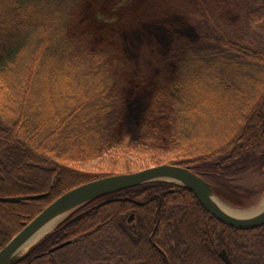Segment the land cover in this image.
<instances>
[{
	"label": "trees",
	"instance_id": "trees-1",
	"mask_svg": "<svg viewBox=\"0 0 264 264\" xmlns=\"http://www.w3.org/2000/svg\"><path fill=\"white\" fill-rule=\"evenodd\" d=\"M238 1L242 0H193V5L192 0H150L148 6L156 10L151 14L148 8L145 13L147 23L152 24L148 30L152 33L150 36L161 32L157 21L163 23L171 18L178 19L182 28L190 26L192 33L184 28L179 40L181 46L172 59L158 62L154 48L144 53L143 58L147 56L148 61L156 62L154 67L158 70L171 66L174 72L146 95L138 87L143 79L136 68L140 61L128 49L116 44L111 27L117 22L123 26L128 15L136 18L146 2L139 3L137 9L127 0H0L1 100L10 116L7 124L13 127L6 135L0 121V197L29 195L35 184L40 192L33 191L45 194L30 202H0V249L65 192L64 187L60 188V181L74 177L72 167L60 166L63 165L61 160H74L59 157L55 145L62 146L69 140L77 144L85 130L92 138L84 139L82 144L89 143L90 156L94 159L119 149V127L126 124L131 134L134 133L132 137L140 150L190 149L194 121L186 123L184 118L194 113L190 111L186 115L182 107L186 98L181 92H186L185 85L190 81L184 74L188 76L191 72L189 77L195 78L190 70L193 63L201 59L213 62L224 49L235 64L217 81V89L222 95L236 97L240 89L234 93L236 87L232 79L243 78L239 73L241 65L236 60L249 61L248 55H253L248 38L241 41L237 36H226L210 42L211 37L202 38L198 33L199 28L211 23L215 13L225 20L230 14L237 13L240 17V13L249 10V5L238 6ZM187 6L188 13L180 10ZM206 6L216 10L207 14ZM136 22V28L145 25L140 19ZM189 39L194 44L205 40L211 45L194 50L195 46L188 44ZM216 43L223 46L216 47ZM227 48H235V51L229 54ZM38 49L41 50L38 62L30 70L28 60L33 59ZM261 98L260 104L251 106L253 110L247 116L252 118L244 122L243 133L229 141L225 153L220 154L222 149L211 154H194L186 156L187 163H171L194 165L195 170L210 177L216 195L241 208L247 207L249 196L246 185H239L240 177L249 173L264 185V88ZM122 101L128 106L123 119L119 108ZM262 104L263 109H260ZM239 117L241 121L246 119L240 113ZM241 121L237 122L238 126ZM41 144L46 147L42 148ZM32 170L36 172L35 179L29 181ZM104 176H92L87 182ZM17 204L23 206L22 212L15 207L8 210ZM129 212L136 214L138 225L126 223ZM4 218L15 227L10 229V224L3 222ZM176 223L186 227L180 228L187 237L194 236L186 245L188 253L178 250L180 233ZM262 230L264 226L250 232L224 226L209 216L189 190L153 182L106 194L85 204L16 264H135L134 260L139 258L147 259V264H225L219 257L222 249L231 264H260L264 251ZM256 232L259 233L253 234ZM251 233L252 236L247 235ZM67 241L71 243L53 253H45ZM117 248L126 250L125 257L115 253Z\"/></svg>",
	"mask_w": 264,
	"mask_h": 264
},
{
	"label": "rangeland",
	"instance_id": "rangeland-1",
	"mask_svg": "<svg viewBox=\"0 0 264 264\" xmlns=\"http://www.w3.org/2000/svg\"><path fill=\"white\" fill-rule=\"evenodd\" d=\"M127 1L132 3L133 6L137 9L139 8V3L141 2H146L147 5L141 7V10L138 11L139 13L136 15V18L134 17L131 18L128 15L126 19H124L123 26L121 24L119 25V22L116 23V26L111 25L113 30L112 34L116 44L122 47V49L125 50L128 49L130 54L136 55V59L140 61L139 63L140 65L138 66L136 64V68L138 71H140L139 74L140 76H142L143 79L141 80V82H139L138 87L139 89H141L140 92H144L146 94L151 90L154 89L156 90L157 89L156 87L159 86V83L163 84V82H165L163 79L167 77L166 75H168V77L170 78L173 76L174 72H172L173 68L171 66L170 67L166 66L167 68L160 67L158 70V68H155L157 66L156 62H154L153 60L148 61L147 56L143 58L144 53L149 49L154 48L155 50H157L156 58L158 62L164 61L165 59H172L175 57V52H177V50L181 46V41L179 40H181L182 38L181 36L183 35L182 33L184 31V28L187 29L186 30L187 32L189 31L192 33V30L190 26L188 27L186 26L184 28L180 27V25H178V19L171 18L170 20L164 21L163 23L157 21L158 24L157 26L160 28L161 32L157 35L150 36L152 33L149 34L148 30L151 28L152 24L150 22L147 23V19H145L146 11L148 10V8L149 9L151 8L150 6H148L150 0H127ZM136 1H138L137 4ZM192 3L194 5L193 0ZM242 3L247 4V7L249 5V10H245L244 13L243 12L240 13V17L237 16V13L234 14V16L230 14L229 17H225L224 20V18H222L221 15H217L219 13H215L216 16L212 17L210 21L211 23L206 25L205 28H199L198 30V33L201 34L202 38L205 36L211 37L210 42H213L214 39L217 38L220 39V37L226 38V36L229 37L231 36L233 38L237 36V38L241 41L242 38L250 39L249 40L250 48H251L250 53L252 52L251 54H253V55H248L250 57L249 58L250 60L245 61L244 58L243 59L241 58L240 60H236V62L241 65L240 66L241 69L240 71L239 70L238 71L243 76L244 79L241 77H236L232 79L233 86L236 87V91L234 93L237 94L238 90L240 89V93L242 95H239L240 93H238V96L234 97L232 94L231 95L233 97L232 99L231 96L229 97L226 96L227 94L222 95L223 92L219 93V90L217 89L218 88L217 81H219L220 78L225 74H228V72L231 70L230 67L232 66V64H235L233 63L234 61L232 62L230 60L229 55L225 53L224 49H223V53H225V55L223 53L220 54L217 53L218 57L215 60L212 59L213 62H209L206 59L205 60L201 59L197 63L196 62L193 63L195 65L190 67V70L193 71L192 75L195 74L196 79L195 78L191 79V77H189L191 72L187 73L188 76L184 74V78L190 81L196 80V82L193 83L192 81L187 82L185 85L186 92L184 90L183 92H181L183 93V96H185L186 98L185 102L182 103V107H184V111H185L184 114L191 113L192 111H193L192 113H194L193 115L187 116L189 118L186 117L184 118L186 123L191 122V119L194 121V127H192V130L190 131V133H192L190 135V140L192 141L190 143L191 145L190 149L187 150V148H185V150L183 151H174L170 147L166 149L162 147L161 151L160 150L150 151L145 149L140 150L137 147V145H135L134 137H132L134 133L131 134L130 126L126 125L125 122L122 121V124L125 125H121L119 127L120 130L119 135L121 137L119 139L121 141L119 142V149L116 151H112L109 154L102 153L101 156L92 159L90 156V149L88 145L89 143L85 145L82 144V141L84 139L85 141L87 140L89 141V139L92 137L91 134H89L84 130L83 132L84 137H82L77 144L73 143V141L70 140L68 142L67 141L63 142L62 143L63 145L59 147L58 145L54 144L55 146H57L56 149L58 151L59 157L61 156V158L64 157L65 159L68 158L69 160L71 159L74 160L73 162L59 160L60 162L63 163V165L60 166L62 167L70 166L74 169V177L70 176L68 177L67 180L60 181L59 183L60 188L64 187L66 189L65 192H63L61 195L80 185L86 184V182L89 181L92 176L106 175L102 177L105 178V177H109L107 175H109L111 172L112 175L110 176H117L122 174L133 175V173L140 172L142 170L152 167H157L161 165H173L174 163H180L182 161H183L182 164L187 163L186 156L189 155H190L189 157H193L194 154L195 155L206 154V153L211 154V153H215L216 151L224 149V151L222 150L223 152L220 153L223 154L228 150L226 148L228 147L229 141L234 139V137L236 139L238 135L243 133L244 130L243 128L245 125L244 122H246L247 119L248 121L251 120L252 117L251 116L248 117L247 115L248 114L250 115V112H252L253 109L251 108V106L253 104L255 105L260 104V100H262L261 93H263V88H264V77L262 76V73L264 74L263 71L264 58L262 59V57H264V0H242V1H238L237 5L240 6V4ZM70 4L73 6H77L73 4L71 1ZM68 6L69 5L67 4L66 7ZM237 8L238 7L236 6L234 11H236ZM188 9L189 8L187 6V8L183 7V9L180 10H182V12L185 11L186 13H188L189 11ZM151 10L153 12V13L150 12L151 14H154V11H156L153 8H151ZM204 10L208 14L210 12L213 13L216 9L214 8L213 10V8H209L208 6H206L204 7ZM207 14H206L207 17L206 19H208ZM137 19H140L145 23L144 26L139 25L141 29L136 28ZM253 19L254 21H256V23L252 21ZM233 21H237V23H234ZM88 24H90V22ZM197 24H198V20H196V25ZM152 32H153V28H152ZM189 37L192 38V36ZM48 41L49 40H47V42ZM188 44H190L191 47L195 46V48L193 47L194 50H197L199 48L202 49L206 46L211 45L209 43H206L205 40L202 41L199 40L198 43L194 44L192 43L191 39H189ZM214 46L222 47L223 45L221 43H216V45ZM231 47L233 46L231 45ZM227 49L230 52L229 54H232V50L235 51V48H227ZM40 51L41 50L38 49L33 54L32 56L33 59L28 60L30 70H33L35 64L38 62ZM167 52H170V54L168 55ZM246 52L249 53V51L247 50ZM196 57L197 56L195 55V58ZM204 57H208V55H205ZM243 65H245L248 68L246 67L243 68L242 67ZM172 79H174V77ZM219 86L221 87L222 85L219 84ZM1 98H2V90L0 89V113H1L0 121H1V125L5 127L4 129V131L6 132L5 134L8 135L13 127H9L7 124L9 123L10 116L6 113L7 107L5 103H3ZM43 98L44 96L41 95V99ZM124 102L125 101H122L119 107L122 119L123 117L125 118V112L127 111L128 108V106ZM263 102L264 99L262 103ZM121 106H123V108H121ZM260 109H263V104L260 107ZM239 113L240 115L246 118L244 121H241V118L239 117ZM198 117L201 119V121L198 119ZM240 121H241L240 126H238L237 122ZM69 135H72V133L70 132ZM69 135H65V137ZM41 142L45 143V140H42ZM54 145L51 146L52 149L55 148ZM41 147L45 148L46 145L41 144ZM188 165H191L192 167L194 166L192 164H188ZM127 169H130L131 172H129V170ZM126 171H128V173ZM29 173L30 175L28 176L27 179L29 181L35 179L36 172L32 170ZM77 173L85 174V175L78 176ZM53 177L55 178V175ZM239 185L242 186L246 185V187L244 188L248 190L247 193L249 198L248 201L246 200L247 207L245 209L234 208L230 204H227V202H225L218 196L213 195L212 198H215L218 202L226 205L232 210L241 211V212L247 210L249 211L251 209H257L264 204V185H262L259 182V180L256 178L255 175L249 173L242 175L239 180ZM33 187L34 189H31V192L33 193H30L29 195L13 194V196L10 197L39 196L40 194L45 195L44 193L38 194L33 191L35 190L37 192H40V190H36L38 185L35 184L33 185ZM61 195H59L58 197H60ZM58 197H56L54 200H56ZM46 205L47 203L45 204V206ZM133 205L137 207L136 204L133 203ZM13 207H15L16 210L22 212L23 206L21 204L20 205L17 204L16 206L9 207L8 210H11ZM128 214H130V212L127 213V215ZM127 215H126V219L128 218ZM7 218H4L3 222L7 223V225L9 223L10 229L11 227L12 228L15 227V225H11V221L10 222L7 221ZM65 218L66 217H64L63 219ZM63 219H61L58 223H56L52 227V229L49 230L48 233L47 232L46 233L49 234L56 225H58L61 221H63ZM135 224L136 222L132 223V225ZM175 225L176 227L178 226L177 228L179 229V233H180L179 235L180 245L178 246V250L182 253H188L189 250L187 249L186 245L189 243V241H192V239L194 240V236L191 234L188 235L187 237L184 234V232H182V230L186 228L184 225L181 224L179 225V223H176ZM181 226H182V230L180 228ZM6 227L5 230L7 229ZM262 232L264 231L262 230L261 233ZM257 233L259 232L253 234H257ZM247 235L252 236V233ZM110 236L112 237L114 235L110 234ZM13 237H11V239ZM40 239L41 238H38L34 243H36ZM115 253L119 254L120 257L122 256L125 257L124 254H126V250L121 248L119 250V248H117ZM261 253H263L262 254L263 256L261 255L260 257V264H264V251ZM137 261L140 262L139 264L148 263V260L147 259L145 260V258H139ZM137 261L136 259L134 260L135 264H138Z\"/></svg>",
	"mask_w": 264,
	"mask_h": 264
},
{
	"label": "water",
	"instance_id": "water-1",
	"mask_svg": "<svg viewBox=\"0 0 264 264\" xmlns=\"http://www.w3.org/2000/svg\"><path fill=\"white\" fill-rule=\"evenodd\" d=\"M151 182H167L186 188L194 195L209 216L229 228L250 232L251 230L264 226V209L258 214L248 218L228 215L212 201V196L215 195V193L211 185H209L208 182H205L199 175L180 166L161 165L133 173V175L122 174L94 181L91 180L89 183L80 185L64 193L44 208L33 220L25 225L21 231L14 235V237L3 246V248L0 249V264H16L27 256L34 247L43 243L44 239L48 236V232L44 235L42 234L40 237L41 239L36 243H33L25 249L23 248L26 247L25 245L34 237V234L55 217L64 215L61 219L64 217L67 218L72 212H75L80 207L100 196L103 197V195L106 194L130 189ZM43 197L44 195L41 194L39 196L4 197L0 198V202L10 204L18 203L20 201L37 200ZM58 225H56L54 229ZM54 229L50 233H52ZM68 244H70L69 241L57 245L48 250L46 254L53 253ZM219 257L225 264H231L228 258L229 256H227L225 250L220 252Z\"/></svg>",
	"mask_w": 264,
	"mask_h": 264
},
{
	"label": "bare ground",
	"instance_id": "bare-ground-1",
	"mask_svg": "<svg viewBox=\"0 0 264 264\" xmlns=\"http://www.w3.org/2000/svg\"><path fill=\"white\" fill-rule=\"evenodd\" d=\"M212 201L218 205V207L224 211L225 213H227L228 215H232V216H236V217H251L255 214H258L262 209H264V204L261 205L259 208L257 209H251V210H247V211H235L230 209L229 207H227L226 205L218 202L215 198H212ZM62 216L64 215H60L55 217L54 219L50 220L46 225H44L36 234H34V237L30 240V242H28L25 246L23 247L24 249L29 247L30 245H32L38 238H40L42 236V234L44 235L46 232H48L49 230L52 229V227L62 218ZM23 249V250H24Z\"/></svg>",
	"mask_w": 264,
	"mask_h": 264
},
{
	"label": "flooded vegetation",
	"instance_id": "flooded-vegetation-1",
	"mask_svg": "<svg viewBox=\"0 0 264 264\" xmlns=\"http://www.w3.org/2000/svg\"><path fill=\"white\" fill-rule=\"evenodd\" d=\"M180 167L192 171V172L195 173L196 175H199V176H200L205 182H208L210 185H213V184H211L210 177L207 176V174L195 170L191 165H184V166H180ZM192 195H193V194H192ZM44 197H45V195H44ZM137 204H138V205H141L140 203H137ZM127 216H128V218L125 219L127 224L132 225V223L136 222V224H135V225H132V226H136V225H138L137 220H136V214H135L134 212H130V214H128ZM47 251H48V250H47ZM47 251H46V252H47ZM46 252H45V253H46ZM40 255H43V254H40Z\"/></svg>",
	"mask_w": 264,
	"mask_h": 264
}]
</instances>
